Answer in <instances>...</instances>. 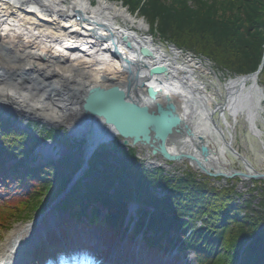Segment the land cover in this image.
<instances>
[{
	"label": "bare ground",
	"instance_id": "bare-ground-1",
	"mask_svg": "<svg viewBox=\"0 0 264 264\" xmlns=\"http://www.w3.org/2000/svg\"><path fill=\"white\" fill-rule=\"evenodd\" d=\"M92 2L0 0V105L9 106L26 120L67 128L73 137L92 128L91 147L99 141L112 144L118 138L115 131L102 118L83 116L82 98L92 87L125 88L130 72L132 77L138 73L139 96L131 90V98L138 96L149 104L144 89L159 90L158 99L169 96L174 100L193 133L175 135L168 143L172 154L194 156L210 173L226 175L235 172L231 169L233 158L245 172L254 175L247 160L232 149L239 117L248 123L254 136H262L257 126L262 97L258 78L250 75L230 80L225 85V99L217 100L207 92L209 85L197 76L198 71L209 74L207 70L188 58L182 59L175 49L156 46L142 21L135 23L127 11L106 0H97L96 5ZM141 48L151 55L142 56ZM156 66L165 67L167 73L150 76V69ZM199 137L210 148L207 157L198 152ZM146 157L153 166L171 167L147 153ZM174 164L199 170L190 160ZM17 231H11L2 242L0 264L31 263L25 260L31 256L25 249L24 253L14 252L18 245L22 250L27 244Z\"/></svg>",
	"mask_w": 264,
	"mask_h": 264
},
{
	"label": "trees",
	"instance_id": "trees-1",
	"mask_svg": "<svg viewBox=\"0 0 264 264\" xmlns=\"http://www.w3.org/2000/svg\"><path fill=\"white\" fill-rule=\"evenodd\" d=\"M142 1L124 0L146 17L160 18L165 26L177 23L179 29L190 28L205 36L209 41L208 48L225 65L231 66L240 62L241 68L230 67L232 72L248 74L257 71L260 66L264 56V0H145V5H142ZM161 30L167 34V30ZM208 57L217 62L210 55ZM261 76L264 78V68ZM113 157V154L105 152L98 154L94 162L102 164L100 159L110 160ZM63 165L67 166V160L63 161ZM103 167L105 179L112 184L117 182L115 180L119 176L127 174L138 182L137 185L142 187L143 192H148V186L168 188L170 193L165 200L153 198L160 207H175L190 211L192 215L196 212L203 215L202 217H208L211 227L214 226L215 229L219 226L227 230L229 223L234 222L232 234L226 240V245L231 248L240 247L256 236L264 226V189H261L260 209H253L252 200L248 201L245 208L251 213H247V217L238 222L243 208L237 204L232 190L208 189L197 185L193 179L190 180V176H186V179L170 178L162 171L150 173L136 164L126 165L125 162L115 167L105 163ZM51 185L52 183L48 184L47 188ZM147 197L150 196L144 195L145 200L149 201ZM256 242L264 244V230L257 235ZM261 255H264V249ZM220 261L221 259L214 263L219 264Z\"/></svg>",
	"mask_w": 264,
	"mask_h": 264
},
{
	"label": "water",
	"instance_id": "water-1",
	"mask_svg": "<svg viewBox=\"0 0 264 264\" xmlns=\"http://www.w3.org/2000/svg\"><path fill=\"white\" fill-rule=\"evenodd\" d=\"M141 54L150 56L151 52L143 48ZM165 73H167L165 67L156 66L150 69L151 76ZM139 78L138 73L132 77L130 72L125 88L120 86L90 88L82 98L81 114L85 117L102 118L105 125L113 129L116 135L121 138L120 143L125 148L140 147L148 151L153 157H161L167 162H177L182 159L192 160L197 163L201 172L211 177L264 179V174L261 173L253 176L243 172L228 175L221 172L210 173L194 156L171 154L167 144L173 140L175 135L191 136L193 133L189 125L183 120L177 103L169 96L159 101L157 100L159 92L150 87L145 89V93L152 100V105L142 104L138 97ZM141 88H143V83ZM131 90H134L135 95H138L135 97L136 99L131 98ZM199 140L201 144L197 149L204 157H207L210 150L204 144L202 137H199ZM102 144L103 142L99 141L88 149L86 165L93 153Z\"/></svg>",
	"mask_w": 264,
	"mask_h": 264
},
{
	"label": "rangeland",
	"instance_id": "rangeland-1",
	"mask_svg": "<svg viewBox=\"0 0 264 264\" xmlns=\"http://www.w3.org/2000/svg\"><path fill=\"white\" fill-rule=\"evenodd\" d=\"M108 1V0H107ZM145 0L142 1V5H145ZM191 3V2H190ZM121 10H125L127 11V8L122 9L121 7H119ZM130 10L133 11V17L135 20L134 22L137 23L139 21H144L145 24H151L154 28L158 31H160L164 36L165 39H167L169 42L185 48L187 50L193 51L197 54H203V55H210L211 57H213L215 60H217L216 62V69L215 72L212 71L211 69H209V75L206 74H200L202 81L206 84H211L213 83L214 85L209 86L208 92L209 95L213 96L214 98H216L217 100L220 99H225V95H226V91H225V84L227 83V80L229 78L228 75H230V67L232 68H236L239 69L241 68V64L240 62L232 65L231 66H227L224 64L223 61H221L220 58L217 57V55L214 53L213 50L209 49L207 44H208V39L201 35V34H197L194 30L190 29V28H182L179 29V25L177 23H170L168 24V26H165L163 24V21L158 18V19H154L152 17H146L145 15H143L142 12H140L139 10H134L133 7H130ZM140 12V14H139ZM137 20V21H136ZM178 25V26H177ZM161 28L167 30V34L164 33V30H161ZM146 29H147V25H146ZM146 34L148 35L149 33L146 31ZM152 34V33H151ZM152 36L154 37L155 40V45L161 48H166L169 51V46H167L165 40H161V38H159L158 36H154L152 34ZM213 47V46H212ZM230 56V55H228ZM203 64H206V61H203ZM229 70V71H228ZM233 71V69H232ZM230 72V73H229ZM226 78V79H224ZM259 83L262 85V87L264 88V78L259 79ZM264 108V106H263ZM0 111H3L4 115L7 117H11L14 116L17 118V120L21 121L22 123L19 124L18 121H16V123L18 124V126L21 129H25V130H30L34 135H37V131H40L39 129H31L28 127L29 124H31V126H33V124H37V123H41L38 120H26L25 118L22 117L21 114L19 113H15L12 112L10 110V108H2L0 107ZM41 121V120H40ZM27 124V126L25 125ZM236 131H235V137H236V142H235V148L237 149L238 152H240L244 157H246L251 164L261 173H264V117L261 116L259 117V122H258V127L261 130V137H256L254 136L248 126V123L242 119L241 117L238 120V123L236 124ZM46 129H54L51 127H45ZM36 131V132H34ZM84 137H86L87 139V144L86 148H89L90 145V134L88 132H86V134L84 135ZM61 150H63L61 148ZM140 157H141V164H143L146 168L148 169H156L154 167H148L147 166V159L146 157L144 158L145 153L144 152H140L139 153ZM232 159V158H231ZM233 162V167L234 169H239L240 165L239 162L235 161L232 159ZM186 168H182V167H177L175 166L172 170H166L164 169L166 172L169 173H175L176 171H179L180 173L186 174L187 176H190V180L193 179L197 185L206 187L208 189H218V190H229L232 189L233 193L235 192L236 195L241 196L242 194L244 195V198L247 199L249 198L252 194H253V189L254 188H264V180L261 181H257V182H248V183H243V181L239 180V179H234V181H232V183L229 182H224L221 179H211L205 175H200V173H198L197 171L192 170L191 168H188L185 170ZM4 184L0 183V211L1 208L4 206V202L3 200L5 199H11L12 196H15L16 194H13L14 191H11L10 188L6 189L3 187ZM37 189L40 191L39 186H37ZM256 194V193H254ZM257 198H259V195H257ZM38 198V197H37ZM36 198V199H37ZM40 198V197H39ZM38 198V199H39ZM256 203H258V199L255 201ZM27 203L28 206L31 205V201H26V202H21L19 201L11 203L12 205H17V208H22V210L27 209L25 212L26 214H22V216H27L29 211L28 209H30V207L27 206V208H25V204ZM18 211V210H17ZM13 214V215H12ZM16 213L12 212L11 213V218L14 217ZM33 216V213L30 211L29 213V217ZM10 219L7 218L5 219V221H2L0 223V240H2L5 235L7 233L6 232V225H7V220ZM12 222V221H11ZM19 226V225H16ZM220 253V249L219 247L214 251L213 256L218 255ZM205 264H209V262H206Z\"/></svg>",
	"mask_w": 264,
	"mask_h": 264
}]
</instances>
